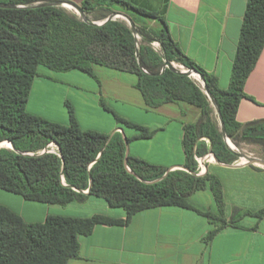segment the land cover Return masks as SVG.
Listing matches in <instances>:
<instances>
[{
	"label": "trees",
	"instance_id": "1",
	"mask_svg": "<svg viewBox=\"0 0 264 264\" xmlns=\"http://www.w3.org/2000/svg\"><path fill=\"white\" fill-rule=\"evenodd\" d=\"M55 2L61 1L0 0V5L12 7H0V143L13 146L0 148V190L28 202L56 206L94 197L112 209L123 210L126 217L119 220L103 215H48L44 222L28 223L0 205V264H69L79 258V238L90 235L96 226H125L135 214L153 208L179 207L202 214L215 226L206 242L220 229L244 217L263 219L264 209L257 213L238 211L229 221L223 218L222 186L208 172L196 175L194 156L211 152L219 163L232 164L237 155L228 148L211 119L212 108L204 88L163 66L165 62H175L202 76L219 108L228 139L234 143L238 139L264 143V121L246 125L236 121L240 101L246 98L245 83L264 48V0L247 1L227 90L220 89L214 75L180 50L161 12L148 11L125 0H83L79 7L84 16L81 18L61 6L50 5ZM114 6L139 16L131 18L136 35L124 21L103 23L117 12L124 13L114 10ZM94 12H99L98 19L90 20ZM141 16L157 20L159 28L151 30L141 22ZM97 20L103 24H94ZM153 42L159 44L160 53L150 47ZM95 66L135 75V87L149 108L184 103L200 110L199 121L184 126L182 145L187 171L174 170L164 176L168 168L131 155L125 165L122 134L110 136L82 129L71 106L67 125L27 111L40 68L55 73L77 70L95 78ZM100 104L119 127L137 132L133 138H125L128 142L154 135L146 127L116 115L104 100ZM203 139L208 140L210 149ZM207 188L214 196L218 215L198 211L189 202L193 194Z\"/></svg>",
	"mask_w": 264,
	"mask_h": 264
},
{
	"label": "crops",
	"instance_id": "2",
	"mask_svg": "<svg viewBox=\"0 0 264 264\" xmlns=\"http://www.w3.org/2000/svg\"><path fill=\"white\" fill-rule=\"evenodd\" d=\"M44 1L67 2L77 7L83 2ZM125 1L136 7L154 6L155 10L151 11L162 13L169 34L180 50L207 73L214 75L220 89L229 88L248 0ZM93 14L96 16L94 19H98L99 12ZM130 75L134 76L130 86L138 91L135 87L137 77ZM119 76L110 73L106 77L117 80ZM97 82L101 101L108 94L103 83ZM244 93L246 98L240 101L236 121L241 125L264 121V48L245 83ZM138 94V109L148 117V124L144 127L153 131L154 135L150 139L128 142L129 155L148 162L145 160V150L150 149L158 138L167 149H178V159L171 162L168 169L184 167V126L192 124L193 116L189 113L193 111L184 107L188 105L184 103L149 108L141 93ZM197 116L200 118V112ZM118 129H122L124 137L137 135L136 131L134 135H129L127 131L131 129L121 128L117 123L112 126L111 135L120 133ZM202 141L210 149L208 140ZM206 172L222 186L225 204L223 218L227 221L238 211L257 213L264 209L263 167L236 164V161L232 164L214 161L208 164ZM100 202L98 198L89 197L83 202H72L66 206L34 203L36 205H25L27 211L16 213L28 223L44 222L48 215L78 218L103 215L125 219L123 210L112 209L105 201ZM189 202L198 211H211L218 215L209 188L193 194ZM98 204L100 210H89L85 214L81 212L86 211L87 206ZM213 229L215 226L195 210L179 207L148 209L135 214L125 226L98 225L90 235L80 237L79 258L71 260L69 264H264V218L244 217L239 223L220 229L210 242H206L208 233Z\"/></svg>",
	"mask_w": 264,
	"mask_h": 264
},
{
	"label": "rangeland",
	"instance_id": "3",
	"mask_svg": "<svg viewBox=\"0 0 264 264\" xmlns=\"http://www.w3.org/2000/svg\"><path fill=\"white\" fill-rule=\"evenodd\" d=\"M77 4L80 0H70ZM67 11L75 14L81 18L83 15L77 10V6L70 3L64 2L62 6ZM114 10L121 11L120 16L114 19L124 21L129 24L128 19L139 18L132 11H128L119 6H114ZM146 10H155V7L147 6ZM96 16L93 14L89 15L90 20H94ZM143 22L151 30H157L159 23L157 20L147 18L144 16L140 17ZM100 24L102 22H96ZM139 40V38H138ZM154 51L160 53V46L157 42H153L150 46ZM174 67V72H187L188 70L182 65L175 62H171ZM180 66V67H179ZM95 79L88 75L73 70L65 73H55L47 70L46 68H40V77L36 78L29 96L27 104V111L31 114L39 116L47 121L67 124L69 120L68 106H71L74 110L75 118L79 126L84 130H95L103 134L111 136V128L116 123L113 115L105 111L100 101L99 85L97 81H100L104 85V89L108 94L104 97V103L116 115L124 118L125 120L134 124L146 126L148 117L138 109V103L140 98L138 97V91L130 86V82L133 81L134 76L126 73L117 72L103 67H95ZM110 73H116L120 75L116 80L107 78L106 76ZM194 75V74H193ZM190 77L198 86L203 88V82L200 77ZM209 99V98H208ZM212 108L211 119L216 126L221 130L220 120L216 108L209 100ZM189 111L192 119V124H196L199 121L198 113L199 109L184 105ZM198 118V119H197ZM189 119V118H188ZM189 125V124H188ZM129 135H134V130L127 131ZM227 142H230L233 147V151L239 155L257 158L264 160V143L256 142L252 140L238 139L235 143L227 138ZM0 148H8L6 145H0ZM175 148V149H174ZM167 149L160 140L157 138L156 142L153 143L150 149L145 150V160L151 164L162 168H169L171 162L178 159V149ZM236 164L243 165L246 160L237 157ZM103 203L102 199H98ZM35 202L25 201L22 197L15 194L0 190V205L5 206L13 212L27 211L25 205H36ZM86 211L89 210H100V204L97 206H87Z\"/></svg>",
	"mask_w": 264,
	"mask_h": 264
},
{
	"label": "water",
	"instance_id": "4",
	"mask_svg": "<svg viewBox=\"0 0 264 264\" xmlns=\"http://www.w3.org/2000/svg\"><path fill=\"white\" fill-rule=\"evenodd\" d=\"M50 5H52V6H61V7H62V6L64 5V2H55V3H52V4H50ZM0 7H3V8H4V7L12 8L11 6H6V5H0ZM76 8H77V10L83 15V13H82V11L80 10V8H79V7H76ZM118 16H120V14H118V13H117V14H114V15H112L111 17H109L108 19H106L103 23H105V22H107V21H109V20H113L115 17H118ZM83 17H84V16H83ZM84 19H85V18H84ZM128 22H129V25H130V27H131L133 33L136 35V30H135L134 24L132 23V21H131L130 19H128ZM103 23H102V24H103ZM94 24H97V23H94ZM98 25H100V24H98ZM165 68L174 71V67L172 66V64H171L170 62H165V63H164L163 69H165ZM179 74H183V75H186V76H188V77H191L193 74H196V75H198V76L200 77L201 81L203 82V88H204L205 94L207 95V97L209 98V100L211 101V103L214 105V107L216 108V111H217V113H218L219 120H220V126H221V133H222V136H223V138H224V141H225L226 145L228 146V148L231 149V150L233 151L232 147H230L229 144H228V142H227V137H226V133H225L224 122H223V120H222V117L220 116L219 108H218V106H217L215 100L213 99V97H212V96L210 95V93L207 91L202 76H200L197 72L192 71V70H188L187 72H179ZM118 130L120 131V133H122V136H123V138H124V142H125V145H126V158H125V165H127V157L129 156L128 141L125 139L126 137H124V133H123L122 129H118ZM111 136H112V135H111ZM9 143H10V142H9ZM0 144H1V143H0ZM10 148L13 149V146L11 145V143H10ZM233 152H234V151H233ZM209 153L212 154L211 152H209ZM234 153H235V152H234ZM235 154L237 155V157H240V158H243V159L246 160V163H244L243 165H258V166L264 168V160L257 159V158H250V157L242 156V155H239V154H237V153H235ZM212 155H213V154H212ZM213 157H214V155H213ZM214 160H215L217 163H219V162L216 160L215 157H214ZM174 170H184V171H187V169H186L185 167L181 166V167H177L176 169H173V168H172V169H168L167 172H166V174H165L164 176H166L169 172L174 171ZM160 180H161V179H160ZM158 181H159V180L154 181V182H158ZM86 193H88V191H87Z\"/></svg>",
	"mask_w": 264,
	"mask_h": 264
},
{
	"label": "built area",
	"instance_id": "5",
	"mask_svg": "<svg viewBox=\"0 0 264 264\" xmlns=\"http://www.w3.org/2000/svg\"><path fill=\"white\" fill-rule=\"evenodd\" d=\"M49 147H50L51 152H54V146L50 145ZM194 160H195L196 166H197V168H196V175L197 176L204 175L206 173L208 164L215 161L213 155L210 153H207L204 156H196L195 155Z\"/></svg>",
	"mask_w": 264,
	"mask_h": 264
},
{
	"label": "bare ground",
	"instance_id": "6",
	"mask_svg": "<svg viewBox=\"0 0 264 264\" xmlns=\"http://www.w3.org/2000/svg\"><path fill=\"white\" fill-rule=\"evenodd\" d=\"M193 77L197 78L198 76L196 74H194ZM228 144H229L230 147H233V145L230 142H228ZM0 145H8L9 148H10V144H8V143H1Z\"/></svg>",
	"mask_w": 264,
	"mask_h": 264
}]
</instances>
